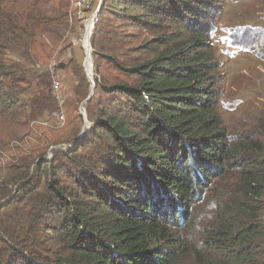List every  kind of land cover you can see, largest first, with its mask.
<instances>
[{"label":"trees","instance_id":"trees-1","mask_svg":"<svg viewBox=\"0 0 264 264\" xmlns=\"http://www.w3.org/2000/svg\"><path fill=\"white\" fill-rule=\"evenodd\" d=\"M222 10L104 0L95 89L82 66L73 73L91 125L78 142L80 126L48 122L50 65L83 21L71 0H0V264H264V107L229 135L218 56L264 58V28L231 34Z\"/></svg>","mask_w":264,"mask_h":264},{"label":"rangeland","instance_id":"rangeland-1","mask_svg":"<svg viewBox=\"0 0 264 264\" xmlns=\"http://www.w3.org/2000/svg\"><path fill=\"white\" fill-rule=\"evenodd\" d=\"M220 1L223 6L220 15L221 21L219 22L222 25V30L226 29L231 34H235L238 30L248 27L264 28V5L261 0ZM99 2L100 0H91V6L89 7L90 11L86 10L88 9L86 8V11H84V19L78 18L83 21L82 29H80L81 24L74 22L71 25V30L65 34L64 40L60 45L63 46V48L52 58L54 61L52 75L54 80H58L61 83L62 89L60 91V98L63 103V108L61 109L58 107L59 114H57L58 112L53 114L56 115V119L52 118L48 122L53 125L54 123L58 125L56 129L59 131L57 132H64L66 134L70 127L72 129L80 126L84 134L91 126L87 121L84 104L79 106L75 103L74 86L77 85L76 81L78 78L73 75V73L79 66H82L83 73L90 83V88L92 91L95 89L93 48L91 45V38L94 34L93 26L95 17L92 16L95 14ZM71 10L73 18H76L78 12L75 8L72 9V5ZM99 46L100 42H98V47ZM218 48V56L224 65V67L221 68L223 77L220 88L223 92V98L220 111L229 135L234 137L237 134L244 133L247 128L254 125L256 119L261 115L263 110L264 58L261 57L259 53L254 55L238 52L226 53V46H219ZM233 50L240 51V49L237 48ZM60 65H63L66 69H59ZM92 79L93 83L91 82ZM91 96H93V93ZM61 111H63L64 114H60ZM14 114L18 117L17 120L22 122L20 120V113ZM78 114L83 116L84 120L86 119V124H83L82 128L81 122L78 119ZM62 115L65 117V120L59 122L57 118ZM36 126L39 125L31 123L30 128H34L33 131H35ZM6 132L13 139L18 136L22 137L26 134L27 128L14 125ZM2 137L7 136L3 135ZM22 138L25 139L24 143L27 146L31 144L30 141L32 140L30 138H26L25 136ZM61 148L66 150L69 147ZM54 150H56V148L52 150V153ZM52 153H50L49 156H51Z\"/></svg>","mask_w":264,"mask_h":264},{"label":"built area","instance_id":"built-area-1","mask_svg":"<svg viewBox=\"0 0 264 264\" xmlns=\"http://www.w3.org/2000/svg\"><path fill=\"white\" fill-rule=\"evenodd\" d=\"M71 5H72V9L75 8L77 10V12H78V16L77 17L79 19H84L83 18L84 17V11H85L86 8L89 9V7L91 6V0H71ZM93 16L95 17V25H96L97 22H98V15L97 16L96 15H93ZM50 69H51V71L53 70V64L50 65ZM61 89H62L61 83L58 80H54V78H53L52 95H53L54 99L57 102H59L58 103V107H60L62 109L63 108V103H62V100L60 98V91H61ZM57 114H59V112ZM60 114H64L63 111H61ZM57 119H58L59 122H61V121H64L65 120V117L62 115V116L58 117ZM71 149H73V146L69 147L66 150H71ZM51 157H52V155L49 156V159Z\"/></svg>","mask_w":264,"mask_h":264},{"label":"water","instance_id":"water-1","mask_svg":"<svg viewBox=\"0 0 264 264\" xmlns=\"http://www.w3.org/2000/svg\"><path fill=\"white\" fill-rule=\"evenodd\" d=\"M103 3H104V0H100V2H99V5H98V8H97V10H96V12H95V14L94 15H98L99 14V12H100V10H101V8H102V6H103ZM91 47V46H90ZM90 77V76H89ZM91 78V77H90ZM91 82L93 83V79L91 80ZM92 97V96H91ZM90 97V98H91ZM85 122H86V119H85ZM86 124V123H85ZM82 136H83V133H82V135L79 137V140H78V142L81 140V138H82Z\"/></svg>","mask_w":264,"mask_h":264},{"label":"bare ground","instance_id":"bare-ground-1","mask_svg":"<svg viewBox=\"0 0 264 264\" xmlns=\"http://www.w3.org/2000/svg\"><path fill=\"white\" fill-rule=\"evenodd\" d=\"M94 17V16H93ZM94 25H95V23H94ZM93 30H94V26H93Z\"/></svg>","mask_w":264,"mask_h":264}]
</instances>
